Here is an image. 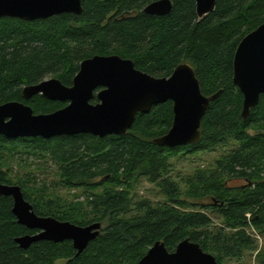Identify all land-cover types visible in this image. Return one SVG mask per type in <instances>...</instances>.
Here are the masks:
<instances>
[{
    "label": "trees",
    "instance_id": "obj_1",
    "mask_svg": "<svg viewBox=\"0 0 264 264\" xmlns=\"http://www.w3.org/2000/svg\"><path fill=\"white\" fill-rule=\"evenodd\" d=\"M155 1L83 0L81 15L0 19V105L22 102L37 115L61 110L68 103L43 96L26 101L23 89L50 79L71 87L82 62L113 55L156 78H168L189 62L202 93H220L203 118L196 145L154 144L172 127L171 101L140 113L125 136H0V160L5 151L49 156L60 167V187L87 194L84 203L54 199L30 179L12 181L1 168L0 184L21 186L38 216L82 227L102 224L100 236L79 257L70 241H43L23 250L15 240L37 231L18 224L13 199L0 196V264H139L157 242L172 253L186 239L224 264L255 249L249 230L264 236V95L244 121L243 95L233 82L236 50L264 24V0H218L202 20L194 0H171L167 16L145 14ZM233 143L236 148L215 160L213 168L197 170L184 184L173 176V159L223 152ZM138 178L157 185L166 203L135 201L131 182ZM234 181L245 185L231 186ZM210 214L225 227L216 231Z\"/></svg>",
    "mask_w": 264,
    "mask_h": 264
},
{
    "label": "water",
    "instance_id": "obj_2",
    "mask_svg": "<svg viewBox=\"0 0 264 264\" xmlns=\"http://www.w3.org/2000/svg\"><path fill=\"white\" fill-rule=\"evenodd\" d=\"M200 20L211 15L218 0H194ZM171 0L149 4L145 14L163 17L171 13ZM83 13V0H0V19L25 22ZM233 82L243 95L242 119L247 121L264 95V24L247 35L239 44L233 63ZM217 93L207 97L202 93L194 68L187 63L178 66L168 78H156L138 70L132 60L119 56H95L81 63L73 85L67 87L58 79H50L23 89L26 101L34 97L68 103L51 114H35L22 102L0 105V136L8 139L90 135L103 139L125 136L137 116L149 113L155 105L173 102V123L169 132L154 140L163 148L196 145L201 141V125ZM97 103H92L94 100ZM0 196L13 199L12 213L18 224L31 231L15 242L23 250L48 241L56 244L70 241L76 257L101 234L102 224L77 226L52 217L38 216L25 199L19 186L0 184ZM139 264H219L191 240L181 242L175 252H169L163 242H157Z\"/></svg>",
    "mask_w": 264,
    "mask_h": 264
},
{
    "label": "rangeland",
    "instance_id": "obj_3",
    "mask_svg": "<svg viewBox=\"0 0 264 264\" xmlns=\"http://www.w3.org/2000/svg\"><path fill=\"white\" fill-rule=\"evenodd\" d=\"M189 64V62H187ZM255 134V132H252ZM236 148L233 143L227 149H223V152L217 153H204L197 156L186 157L185 159H173L175 172L173 176L178 179L179 182H185L187 178H193L192 176L197 170L211 169L215 160L223 156L224 153L230 151V149ZM23 150H19L14 154H10L5 151L4 155H1L4 159L0 160V168L6 174L8 178L14 182L18 180L30 179L37 183L38 187L44 188L45 193L52 198L56 199L57 196L67 199L73 202H85L87 192L83 189L67 190L60 187L59 166L56 162L51 160L49 156H44L39 153H22ZM231 186L245 185L244 182H230ZM19 186V185H13ZM21 187V186H19ZM131 193L135 196V201L148 200L154 205H160L166 203L164 195L157 187L152 184L146 178H138L131 182ZM22 188V187H21ZM185 189V186H182ZM212 202V201H211ZM215 204V202H214ZM208 212V211H207ZM133 213L131 215H134ZM212 216V214H210ZM214 221V228L216 231L225 227L224 223L215 216H212ZM249 234L255 242V249L253 251L244 252L241 257L234 259H228L224 264H264V236L258 234L254 230H249Z\"/></svg>",
    "mask_w": 264,
    "mask_h": 264
},
{
    "label": "bare ground",
    "instance_id": "obj_4",
    "mask_svg": "<svg viewBox=\"0 0 264 264\" xmlns=\"http://www.w3.org/2000/svg\"><path fill=\"white\" fill-rule=\"evenodd\" d=\"M31 231V230H30ZM27 235H31V234H27ZM24 236H26V235H24ZM31 236H34V235H31ZM21 237H23V236H21ZM21 237H19V238H21Z\"/></svg>",
    "mask_w": 264,
    "mask_h": 264
},
{
    "label": "flooded vegetation",
    "instance_id": "obj_5",
    "mask_svg": "<svg viewBox=\"0 0 264 264\" xmlns=\"http://www.w3.org/2000/svg\"><path fill=\"white\" fill-rule=\"evenodd\" d=\"M97 102H98V101H97ZM97 102H96V103H97ZM36 234H37V233H36Z\"/></svg>",
    "mask_w": 264,
    "mask_h": 264
}]
</instances>
